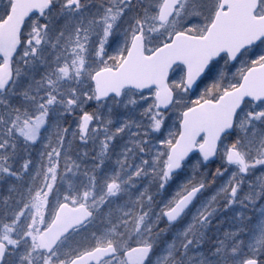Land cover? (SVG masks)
<instances>
[{
  "label": "snow or ice",
  "instance_id": "1",
  "mask_svg": "<svg viewBox=\"0 0 264 264\" xmlns=\"http://www.w3.org/2000/svg\"><path fill=\"white\" fill-rule=\"evenodd\" d=\"M0 264H264V0H0Z\"/></svg>",
  "mask_w": 264,
  "mask_h": 264
}]
</instances>
